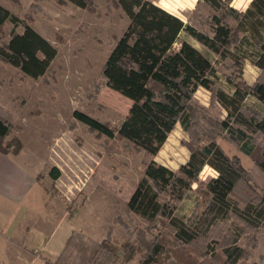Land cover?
<instances>
[{"label": "trees", "instance_id": "trees-1", "mask_svg": "<svg viewBox=\"0 0 264 264\" xmlns=\"http://www.w3.org/2000/svg\"><path fill=\"white\" fill-rule=\"evenodd\" d=\"M65 1L82 8L89 2ZM115 1L129 21L105 58L102 75L108 87L132 104L115 128L78 110L72 116L97 138L104 137V147L107 139L118 136L136 150L154 155L177 123L184 131L196 133L191 101L202 87L211 90L215 101L226 111L220 127L251 156L257 149L255 136L264 137V113L253 110L244 101L252 95L264 104V0H251L243 12L230 6L231 0H204L217 11L206 20L209 30L184 23L151 0ZM6 22H11L13 28L7 41L0 39V60L32 78L42 76L56 49L29 23L0 4V28ZM19 23L22 30L17 32L15 27ZM186 37L236 68L243 66L246 56L233 49L245 39L253 43L256 53L251 62L259 69L255 82L247 85L240 80L233 85L231 94L221 90L214 82L216 70L212 61ZM10 130L11 122L0 115V152L17 153L22 146L17 137L6 139ZM188 148V159L177 171L153 160L146 163L126 204L127 212L144 219L146 226L136 230L126 226L127 238L120 245L111 238L110 229L103 239L86 243L80 231H73L55 264H66L65 250L72 244L91 248L83 264H110L119 259L128 262L137 253L141 254L137 264H262L261 255L252 262L247 259L252 253L249 249L257 245L256 235L264 222V195L248 197L242 205L232 196L242 182L246 184L245 172L238 159L225 153L214 136ZM257 164L264 171V162ZM204 166L214 169L216 176L203 184L200 194L204 198L195 199L191 212L181 216L177 212L179 203ZM49 175L56 179L60 172L53 166ZM230 217L238 224L231 236L223 235L225 240L220 241L216 233ZM246 228L249 230L245 231ZM243 239L249 242L246 251Z\"/></svg>", "mask_w": 264, "mask_h": 264}, {"label": "rangeland", "instance_id": "rangeland-1", "mask_svg": "<svg viewBox=\"0 0 264 264\" xmlns=\"http://www.w3.org/2000/svg\"><path fill=\"white\" fill-rule=\"evenodd\" d=\"M151 1L176 15L184 23L200 29L209 30L206 20L217 12L204 0ZM250 2L251 0H231L229 5L243 12ZM0 4L23 22L29 23L56 49V55L47 70L37 78L27 76L17 67L0 60V106L10 110V115H5L9 116L7 119L11 122V130L6 139L12 138L14 131H19L27 143L50 140L54 134L50 141L54 144L55 135L60 137L59 142L65 145V159L68 162L63 167L64 177L60 181L52 179L50 188L65 199L63 201L60 198V201L66 211L71 213L76 226L88 231V235L81 232L84 243L90 239L97 241L92 236L101 235V231L106 232V237L110 229L111 238L120 245L127 238L126 226L130 230L146 226L144 219L127 212L126 205L143 176L146 163L153 160L177 171L179 165L188 159V146L206 142L208 136H214L215 142L225 153L237 158L245 172L246 184L242 182L232 196L242 205L248 197L264 195V171L257 164L258 161L264 162V137L257 134L256 151L251 156L246 155L232 141L229 132L220 127L219 123L225 119L226 111L215 101L211 90L200 87L193 94L191 109L196 133L184 131L177 123L154 155L136 150L132 144L118 136L107 139L104 147V137L97 138L84 123L76 121L72 116L73 111L78 110L115 128L132 104L130 99L108 87L102 75L105 58L129 21L115 0H89L85 8L65 0H0ZM12 28L11 22H6L0 28L2 41L9 39ZM21 30L22 23H19L15 31ZM244 35L249 36V33L245 32ZM181 36L184 38L183 34ZM186 39L212 61L216 70L214 82L221 90L231 94L236 82L241 80L247 85L255 82L259 69L251 62L256 53L253 43L245 39L233 49V52L246 56L243 66L236 68L226 64L227 59L223 63L219 56L194 39ZM244 102L253 110L264 113V104L256 97L249 95ZM0 114L4 115L1 109ZM214 133L217 135H213ZM49 155L50 159L54 158V152ZM72 163H75L73 167ZM215 176L214 169L204 166L197 181L185 193V201H180L177 209L179 215L189 214L195 199L204 198L200 194L203 184ZM72 180L76 182L73 186ZM189 200L192 201L191 205L186 203ZM52 206L54 210L55 207H60L54 204ZM54 218L52 216V222ZM237 222L234 217L228 218L218 229L216 238L224 241L223 235L231 236ZM247 230L249 228L245 229ZM256 241V247L249 249L252 253L248 262L256 260L258 255L264 258V222L256 235ZM248 243L243 239L245 251ZM90 253L91 248L83 249L72 244L65 250V263L83 264V259ZM140 259L141 254L137 253L131 261L119 259L112 260L110 264H137ZM38 260L39 263H44V260Z\"/></svg>", "mask_w": 264, "mask_h": 264}, {"label": "crops", "instance_id": "crops-1", "mask_svg": "<svg viewBox=\"0 0 264 264\" xmlns=\"http://www.w3.org/2000/svg\"><path fill=\"white\" fill-rule=\"evenodd\" d=\"M0 109L4 112L0 115L8 118L5 113L10 115V110L3 106ZM13 134L11 137L21 141L20 150L0 152V264H40L39 258L45 264H55L73 231L88 235L85 228L76 226L71 213L62 205L60 198L65 199L50 188L52 166L60 170V179L64 176L65 145L56 135L52 144L54 134L40 143H27L19 131ZM50 152H54L55 159H50ZM186 203L191 205L192 201ZM53 204L60 207L54 210ZM52 216H55L53 222ZM105 234L101 231V235L92 238L101 240Z\"/></svg>", "mask_w": 264, "mask_h": 264}, {"label": "built area", "instance_id": "built-area-1", "mask_svg": "<svg viewBox=\"0 0 264 264\" xmlns=\"http://www.w3.org/2000/svg\"><path fill=\"white\" fill-rule=\"evenodd\" d=\"M55 167L58 169L57 166H55ZM58 170H59V169H58ZM59 172H60V170H59ZM64 174H65V173H64ZM60 175H61V172H60ZM60 175L56 178V180H58V181L61 180V179H60ZM63 177H64V176H63ZM63 177H62V178H63ZM73 177H75V179H77L76 176H73ZM56 180H55V181H56ZM75 184H76V182H75L74 180H72V181H71V185L73 186V185H75ZM67 191H70V190H67ZM40 264H42V263H40Z\"/></svg>", "mask_w": 264, "mask_h": 264}]
</instances>
